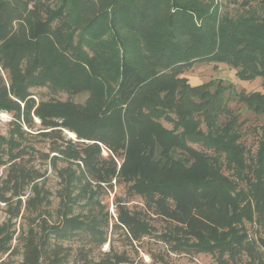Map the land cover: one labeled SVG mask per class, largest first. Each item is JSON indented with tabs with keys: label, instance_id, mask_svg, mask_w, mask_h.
Listing matches in <instances>:
<instances>
[{
	"label": "trees",
	"instance_id": "obj_1",
	"mask_svg": "<svg viewBox=\"0 0 264 264\" xmlns=\"http://www.w3.org/2000/svg\"><path fill=\"white\" fill-rule=\"evenodd\" d=\"M233 2L264 6V0ZM197 62L229 64L242 80L264 77V22L220 16L214 0H0V111L31 123V88L91 93L87 105L50 98L35 109L46 128L66 126L87 142L63 140L54 128L42 135L59 137L51 148L58 155L26 144L3 161L0 209L8 218L0 224V259L6 256L0 264H171L149 250L151 263L137 260L112 241L102 250L110 214L94 211L83 194L92 181L102 187L113 178L135 179L145 197V207L134 208L116 199L114 232L122 230L137 253L153 239L169 256L264 264V168L252 193L260 234L226 231L240 217L239 204L221 185L218 162L182 142L200 136L196 113L209 126L204 138L217 148L226 139V148L235 147L244 122L231 101L264 116V93L238 92L222 79L192 85L183 74ZM160 107L185 121L181 135L154 118ZM101 143L125 154L120 167L113 155L103 156ZM178 148L186 151L178 155ZM60 157L70 163L59 170L61 189L53 191L38 160L57 168ZM158 218L166 221L162 228Z\"/></svg>",
	"mask_w": 264,
	"mask_h": 264
},
{
	"label": "rangeland",
	"instance_id": "obj_2",
	"mask_svg": "<svg viewBox=\"0 0 264 264\" xmlns=\"http://www.w3.org/2000/svg\"><path fill=\"white\" fill-rule=\"evenodd\" d=\"M207 1V0H206ZM239 2V0H238ZM215 6H218L219 15H228L231 17H238V15L244 14V16L253 15L254 20H258L260 23L264 22V6L258 2H253L250 6L242 7L239 3L233 2V0H214ZM250 9V10H248ZM16 24V23H14ZM187 75L190 82L193 84L201 81H209L211 79H222L225 83H234V89L245 93L252 91H262L264 93V77L257 76L251 80H242L237 75V69L226 63L215 62H197L190 69L186 70L183 76ZM186 77V76H185ZM33 97L36 100L35 107L31 111L33 121L27 123L24 120V116H21L19 122L15 119V111L1 110L0 111V179L5 172L4 160L7 161L10 158V152L16 151L18 146L28 144L30 147L37 148L41 152L49 153L52 155H58L57 152H52L51 148L54 146L53 142L60 144L61 140L56 134L52 135V138L45 137L42 132L49 131L51 129H59L62 131L63 140L72 139V142H87L86 139H80L77 133L66 126H57L54 128H46L42 124V120L35 114V109L41 100H49L54 98L60 101H72L78 105H87L90 99L91 93L89 91L73 92L72 90H62L57 93H51L47 87L36 86L31 88ZM231 107L235 108L237 113H241L240 121L244 123L240 125L241 136L238 141H234V146L226 148L225 143H229L228 139L224 140L220 148L215 147L206 138L209 133V126L202 120L200 114H193L195 120H200L197 130L200 136L188 137L183 142L187 145V148L194 149L208 155L213 160L218 162L216 165L219 168V175L221 177V185L227 190V194L234 196L239 204L238 218L231 223V226L226 229H245L251 236L257 237L260 232L257 229L255 223V210L253 201V187L257 179L259 170L264 168V116L254 113L248 108L244 107V104L239 103L236 99L231 101ZM24 109V103H22V110ZM159 110V111H158ZM154 118L159 121L167 129L173 130L174 133L180 134L184 131V123L181 120V116L174 111H170L166 107H160L159 109L152 110ZM62 120L60 119L59 122ZM20 124V126L18 125ZM74 133L72 136L70 133ZM180 144V143H179ZM240 145V151L237 148ZM102 154L105 157L113 155L120 167L125 159V154L119 156L109 148L101 143ZM178 155L180 151H186L184 148H178ZM109 158V157H108ZM41 163V169L46 170L47 178L46 186L50 187L53 191L60 190L63 182H61V175L59 170L65 168L68 163L61 157L57 160L58 166L54 168L49 161H43L39 159ZM80 162V161H74ZM73 168H77L76 164H72ZM81 172V170H78ZM88 179L83 178V184H86ZM135 179H121L113 178L110 183L102 182L100 186L95 185L92 181V186L87 188L86 193L83 194V200L90 197L92 209L104 218L109 216V239L102 247V250H108L110 248V241L114 243L117 249H129V252L133 258L137 260L142 258L145 262L151 263L152 257L148 253L149 251L155 252L157 256L163 254L164 257L171 264H217L215 257L210 254H198L194 257L185 255H177L170 253L168 255L166 247L162 243L151 241L144 242V245L139 247V253L135 249L131 248V244L127 241L124 232H114L113 224L117 219L116 199L118 198L130 208L145 207V197L142 193L138 192L133 186ZM63 181V180H62ZM65 183V182H64ZM57 195V194H56ZM56 196L53 197V199ZM58 198H55V205L58 203ZM91 208V207H90ZM246 213V214H245ZM243 214V215H242ZM252 217L249 218V215ZM8 218V214L3 208L0 209V224ZM21 220L18 221L17 225ZM155 224L159 228L166 224L162 218L155 220ZM16 242V241H15ZM146 248V249H145ZM147 250V251H146ZM100 252L95 250V260L98 259ZM3 256L1 260L5 259ZM15 261L21 259L20 255L12 257ZM14 264V263H13ZM73 264V263H70ZM157 264H162L157 263Z\"/></svg>",
	"mask_w": 264,
	"mask_h": 264
},
{
	"label": "crops",
	"instance_id": "obj_3",
	"mask_svg": "<svg viewBox=\"0 0 264 264\" xmlns=\"http://www.w3.org/2000/svg\"><path fill=\"white\" fill-rule=\"evenodd\" d=\"M187 78H188V76L187 75H185ZM188 81H189V83H191L190 82V80H189V78H188ZM202 83H204V81H201V82H199V83H196V84H193V83H191L192 85H200V84H202Z\"/></svg>",
	"mask_w": 264,
	"mask_h": 264
},
{
	"label": "bare ground",
	"instance_id": "obj_4",
	"mask_svg": "<svg viewBox=\"0 0 264 264\" xmlns=\"http://www.w3.org/2000/svg\"><path fill=\"white\" fill-rule=\"evenodd\" d=\"M70 134H71L72 136H75V134H74V133H72V132H71Z\"/></svg>",
	"mask_w": 264,
	"mask_h": 264
}]
</instances>
